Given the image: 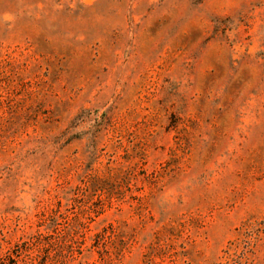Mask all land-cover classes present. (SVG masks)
Wrapping results in <instances>:
<instances>
[{
  "label": "rangeland",
  "instance_id": "1",
  "mask_svg": "<svg viewBox=\"0 0 264 264\" xmlns=\"http://www.w3.org/2000/svg\"><path fill=\"white\" fill-rule=\"evenodd\" d=\"M0 264H264V0H0Z\"/></svg>",
  "mask_w": 264,
  "mask_h": 264
}]
</instances>
